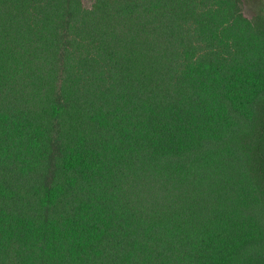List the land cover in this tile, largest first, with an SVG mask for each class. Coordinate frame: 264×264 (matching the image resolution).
Listing matches in <instances>:
<instances>
[{
    "label": "trees",
    "instance_id": "trees-1",
    "mask_svg": "<svg viewBox=\"0 0 264 264\" xmlns=\"http://www.w3.org/2000/svg\"><path fill=\"white\" fill-rule=\"evenodd\" d=\"M0 264H264V0H0Z\"/></svg>",
    "mask_w": 264,
    "mask_h": 264
},
{
    "label": "rangeland",
    "instance_id": "rangeland-1",
    "mask_svg": "<svg viewBox=\"0 0 264 264\" xmlns=\"http://www.w3.org/2000/svg\"><path fill=\"white\" fill-rule=\"evenodd\" d=\"M91 1H92V0H83L84 4H85L86 6H89L90 3H91ZM254 4H255V2H254ZM256 6H257V5H256ZM244 11H245L248 15H251V14H252L251 9H250L249 7H247V5L244 7Z\"/></svg>",
    "mask_w": 264,
    "mask_h": 264
}]
</instances>
